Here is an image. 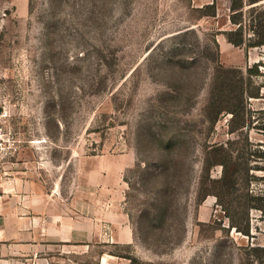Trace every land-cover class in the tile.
Segmentation results:
<instances>
[{"label": "rangeland", "instance_id": "374dc122", "mask_svg": "<svg viewBox=\"0 0 264 264\" xmlns=\"http://www.w3.org/2000/svg\"><path fill=\"white\" fill-rule=\"evenodd\" d=\"M251 1L246 39L264 33ZM231 14L229 0H0V264H249L264 216L252 238L228 229L220 180L232 155L264 167V45L229 42ZM181 137L159 172L158 146Z\"/></svg>", "mask_w": 264, "mask_h": 264}, {"label": "trees", "instance_id": "16d2710c", "mask_svg": "<svg viewBox=\"0 0 264 264\" xmlns=\"http://www.w3.org/2000/svg\"><path fill=\"white\" fill-rule=\"evenodd\" d=\"M230 1V10H231V22L235 25H238L235 29L230 31H225V36L229 42L234 45L240 46L247 44L248 46H260L264 45V33L260 32L258 29H253V36L248 39L244 36V25L237 16L241 14L243 10V0H229ZM258 0H252L251 3H256ZM215 7V2L212 4ZM213 15H216V10L212 12ZM263 26V23H260ZM238 34V38H234L233 34ZM187 34V31H184L181 34V37H184ZM215 46L218 47L216 40L214 39ZM258 63H255L252 67H249L248 74L249 77L253 75L260 74ZM247 94L250 97H258L259 89L252 91H247ZM171 100L177 102L178 95H172ZM223 110V109H222ZM187 139L181 137L172 145L174 149L173 154H167L166 149L162 148L161 145L158 146L159 161L157 168L159 172H164L169 170L171 167L167 166L168 163L172 164L174 167V158L175 155L181 152L187 151ZM168 150V149H167ZM253 158H264V150L262 148H255L251 153ZM250 159L246 165L245 169H241V164L236 157L230 156V159L227 161V171H225L224 176L220 181H223L227 177V218L229 220L228 229H235L236 231L246 235L249 238H252L254 235L251 230V212L253 210L259 211L264 216V187L260 189H254V181L264 180V175L255 174L252 169L264 170V167H260L258 163H252ZM144 167L141 169L144 173L148 170L150 171L151 165L148 160H144ZM178 164L185 162V158H180ZM256 162V161H255ZM156 168V169H157ZM162 210H166V206ZM247 262L249 264H264V245L249 243L244 246ZM244 264V263H241Z\"/></svg>", "mask_w": 264, "mask_h": 264}, {"label": "crops", "instance_id": "0c3cea01", "mask_svg": "<svg viewBox=\"0 0 264 264\" xmlns=\"http://www.w3.org/2000/svg\"><path fill=\"white\" fill-rule=\"evenodd\" d=\"M4 197L2 195H0V203H2L4 201ZM2 230V228L0 227V231ZM72 236V234H70V237Z\"/></svg>", "mask_w": 264, "mask_h": 264}]
</instances>
